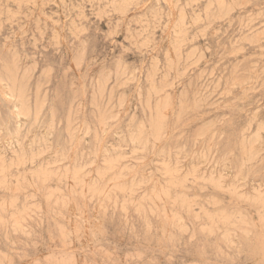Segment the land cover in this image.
Listing matches in <instances>:
<instances>
[{"label": "clouds", "instance_id": "9594fccd", "mask_svg": "<svg viewBox=\"0 0 264 264\" xmlns=\"http://www.w3.org/2000/svg\"><path fill=\"white\" fill-rule=\"evenodd\" d=\"M0 264H264V0H0Z\"/></svg>", "mask_w": 264, "mask_h": 264}]
</instances>
